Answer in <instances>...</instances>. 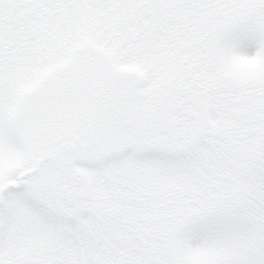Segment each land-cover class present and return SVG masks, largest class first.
I'll return each mask as SVG.
<instances>
[{"label":"snow or ice","instance_id":"1","mask_svg":"<svg viewBox=\"0 0 264 264\" xmlns=\"http://www.w3.org/2000/svg\"><path fill=\"white\" fill-rule=\"evenodd\" d=\"M0 264H264V0H0Z\"/></svg>","mask_w":264,"mask_h":264}]
</instances>
